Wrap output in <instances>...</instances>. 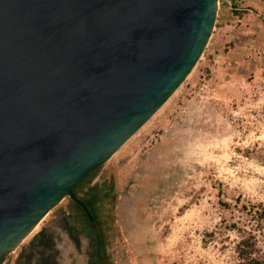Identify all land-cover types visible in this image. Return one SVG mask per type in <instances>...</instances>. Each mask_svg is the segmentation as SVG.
Instances as JSON below:
<instances>
[{
    "label": "water",
    "instance_id": "1",
    "mask_svg": "<svg viewBox=\"0 0 264 264\" xmlns=\"http://www.w3.org/2000/svg\"><path fill=\"white\" fill-rule=\"evenodd\" d=\"M219 2L0 0V260L82 206L77 187L193 72Z\"/></svg>",
    "mask_w": 264,
    "mask_h": 264
},
{
    "label": "rangeland",
    "instance_id": "2",
    "mask_svg": "<svg viewBox=\"0 0 264 264\" xmlns=\"http://www.w3.org/2000/svg\"><path fill=\"white\" fill-rule=\"evenodd\" d=\"M245 1L220 0L215 29L193 72L92 179L111 182L121 193L129 189L137 201L154 239L144 264H249L250 258L264 264V93L248 95L264 71L243 75L237 89L223 58L231 42L222 40L242 15L256 20V45L264 41V12ZM224 11L227 29L221 31ZM70 206L64 199L22 245Z\"/></svg>",
    "mask_w": 264,
    "mask_h": 264
},
{
    "label": "crops",
    "instance_id": "3",
    "mask_svg": "<svg viewBox=\"0 0 264 264\" xmlns=\"http://www.w3.org/2000/svg\"><path fill=\"white\" fill-rule=\"evenodd\" d=\"M231 1L234 5L239 6V4H237L238 0ZM242 1L246 2L245 0ZM227 3L231 4L230 1ZM246 6L255 10L260 9V11L264 12V2H262L261 5L258 3V0H253V3L248 2ZM235 10L239 9L236 8ZM249 12L253 13L252 11ZM226 17L227 15L224 11L222 15L221 31L227 29ZM254 25L256 26V20L252 19L251 14L242 15L231 22L232 33L226 36L225 40H222L224 42L228 40L231 42V51L228 53L229 56L223 58L227 59L224 62L226 64L229 60L227 66L232 70V82H234V86L235 88L237 87V89H239L240 85L245 83V78L242 77L243 75L246 76L254 73L258 76L262 70L264 71V63L262 62L263 56L257 57L261 52L264 54V41L260 46L256 45ZM245 57L252 58L253 63L244 61ZM114 189L121 194L122 190L119 187L115 185ZM136 202L137 201H134L133 203L136 204ZM129 205L131 206V201H129L128 198L124 201L121 195H118L111 204H100V212H102L103 221L107 220L109 222V234L112 238V245L115 246L113 249L116 255L113 256L114 259H112V264H144L145 259H150L153 253V232L149 230L147 224L142 219L139 208L137 210L133 204L130 209ZM127 207L131 210L128 216L125 214V211H128ZM52 222L53 219L48 222L46 227ZM65 252L66 253H63L64 257H66V254L68 255L67 252H69L71 257L74 256L77 258V255L72 252V249Z\"/></svg>",
    "mask_w": 264,
    "mask_h": 264
},
{
    "label": "flooded vegetation",
    "instance_id": "4",
    "mask_svg": "<svg viewBox=\"0 0 264 264\" xmlns=\"http://www.w3.org/2000/svg\"><path fill=\"white\" fill-rule=\"evenodd\" d=\"M96 186L102 190L99 191L102 201L97 205L99 208L97 209L98 217L101 223L100 231L104 239V256L101 260L97 257L98 251L94 242L93 230L88 222V219L92 221L88 208L83 204L82 206L79 205L83 209L81 211L77 208V203L70 199V207L60 210V213L53 218V222L49 226H45L30 242L21 245L14 253L0 260V264H112L113 256L116 255L113 249L115 246L112 245V238L109 234V222L107 220L103 221L100 204H111L118 195H121L124 201L128 198L131 201V206L134 204L136 207V204L131 200L129 189L119 194L114 189L115 184L111 182L109 184L106 180H91L90 185L81 194H79L80 190L84 186L81 189H76L75 194L78 200L84 197L89 188ZM131 206L129 205L130 209ZM129 208L128 211H125L127 216L131 212ZM69 249H72L77 258L71 257L69 252L64 257L63 253H66L65 251Z\"/></svg>",
    "mask_w": 264,
    "mask_h": 264
},
{
    "label": "trees",
    "instance_id": "5",
    "mask_svg": "<svg viewBox=\"0 0 264 264\" xmlns=\"http://www.w3.org/2000/svg\"><path fill=\"white\" fill-rule=\"evenodd\" d=\"M95 173H96V171L91 172L89 174V176L77 187V190L81 189L85 185H90L91 180L93 179ZM99 191H102V190H100L98 186L89 188V190L86 192L84 197L80 198L79 200L82 202V204L86 208H88L89 213L92 216V221L90 219H88V222H89V224L93 230L94 242L96 245V249L98 251L97 257L99 260H101V258H103V256H104V249H103L104 239H103V235L100 231L101 223L99 221L98 211H97V209H99L97 205L102 201L101 193ZM76 206L78 209L83 211V209L79 205L76 204ZM245 244H247V242H245V241L242 242L241 247L247 249L248 246H246ZM240 256H241V252H240ZM248 262H249V264H258L252 258L248 259Z\"/></svg>",
    "mask_w": 264,
    "mask_h": 264
},
{
    "label": "built area",
    "instance_id": "6",
    "mask_svg": "<svg viewBox=\"0 0 264 264\" xmlns=\"http://www.w3.org/2000/svg\"><path fill=\"white\" fill-rule=\"evenodd\" d=\"M251 89H248V95L250 92H254V97L257 98L258 95L263 94L264 93V78L263 79H259V80H252L251 81ZM264 104V103H263ZM264 130V128H263Z\"/></svg>",
    "mask_w": 264,
    "mask_h": 264
},
{
    "label": "bare ground",
    "instance_id": "7",
    "mask_svg": "<svg viewBox=\"0 0 264 264\" xmlns=\"http://www.w3.org/2000/svg\"><path fill=\"white\" fill-rule=\"evenodd\" d=\"M37 228H38V227H37ZM37 228H36V229H37Z\"/></svg>",
    "mask_w": 264,
    "mask_h": 264
}]
</instances>
